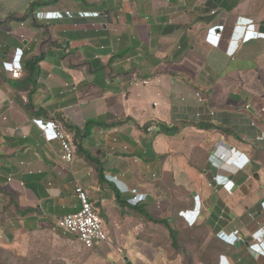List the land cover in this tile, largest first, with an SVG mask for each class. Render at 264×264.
Wrapping results in <instances>:
<instances>
[{"label":"crops","instance_id":"0c3cea01","mask_svg":"<svg viewBox=\"0 0 264 264\" xmlns=\"http://www.w3.org/2000/svg\"><path fill=\"white\" fill-rule=\"evenodd\" d=\"M238 20L264 34V0H0V221L9 242L59 231L57 220L79 208V185L111 219L106 253L96 255L101 244L85 250L92 261L183 264L171 229L177 240L205 234L213 253L197 264H264V38L229 57ZM221 24L215 47L210 30ZM14 61L20 78L5 68ZM134 76L151 82L136 87ZM33 120L56 121L80 143L72 165ZM240 154L246 167L220 171ZM224 175L225 187L214 180ZM133 191L144 197L139 212L120 216L116 198L129 202ZM191 210L199 216L188 227L179 213Z\"/></svg>","mask_w":264,"mask_h":264},{"label":"built area","instance_id":"2783aa9c","mask_svg":"<svg viewBox=\"0 0 264 264\" xmlns=\"http://www.w3.org/2000/svg\"><path fill=\"white\" fill-rule=\"evenodd\" d=\"M68 15V13H66ZM237 24L234 26V30H243L245 33V38L241 42H246L251 39H260L264 38V34L252 30V23L247 21L238 20ZM240 23V24H239ZM223 25H216L211 28V37L212 43L217 47L218 42L221 37V31ZM216 30L218 32L216 33ZM241 42L237 45L230 40L226 54L229 57H233L240 46ZM6 70L14 77L20 78L21 76V67L16 61L12 63L5 64ZM151 78H139L134 76L132 83L136 87H146L150 84ZM194 97L198 102H202L203 98L199 92L194 93ZM33 123L38 127L42 132L44 139L47 142L57 141L60 145V160L66 165H72L76 159V147L74 143L70 140L64 128L56 121L43 122L41 120H33ZM152 126L147 128V131H151ZM249 160L244 154H240L238 158L233 161L235 165L239 168H244L247 166ZM217 178L220 180L224 179L222 177H216L214 180L217 181ZM223 187L226 185L222 184ZM74 193L79 202V208L76 212L67 214L57 220L56 226L57 229L63 235L74 236L78 242L82 245L84 249L91 250L101 243H109V237L104 229L103 221L100 216V213L91 201L88 194L80 187L79 185L75 186ZM199 198L197 195L194 196V199ZM144 201L142 195H138L135 191L132 192V197L129 200V203L132 206H136L139 203ZM262 208L264 209V199L261 203ZM194 210L180 212L179 215L183 218L188 227H193L196 224V220L199 216V211L194 215ZM250 249L257 251L258 248L255 245L250 246Z\"/></svg>","mask_w":264,"mask_h":264},{"label":"rangeland","instance_id":"374dc122","mask_svg":"<svg viewBox=\"0 0 264 264\" xmlns=\"http://www.w3.org/2000/svg\"><path fill=\"white\" fill-rule=\"evenodd\" d=\"M260 78V82L264 84V74ZM116 203L120 216L125 214L123 211L132 212L133 215H135V212H139L127 200L123 201V199L116 198ZM110 221V215L109 219L104 216V229L105 224L108 225ZM3 224L1 220L0 264H103L100 261H92L85 251L87 249H84L74 236L63 235L60 231L56 230L51 234L40 235L22 233L9 242L11 238L8 232L9 229ZM205 237V234L201 231L195 234V236H179L177 240L179 248L174 249L181 254L183 264H197L199 260L203 262L210 260H207L206 256L209 253H213V250L206 248V246L210 247L211 243L204 245V241H206ZM168 240H171V236H168ZM105 244L107 243H101L97 248V256L101 257L106 253ZM108 249L110 251L113 250L112 247ZM75 254H80L83 258L81 262L76 258ZM89 255L92 256L91 253ZM128 263L132 264L131 260Z\"/></svg>","mask_w":264,"mask_h":264},{"label":"clouds","instance_id":"9594fccd","mask_svg":"<svg viewBox=\"0 0 264 264\" xmlns=\"http://www.w3.org/2000/svg\"><path fill=\"white\" fill-rule=\"evenodd\" d=\"M245 38V33L243 30H234L231 36V41L233 43H236L237 45ZM229 160H226L224 165L220 168L221 172L227 173L228 175L232 176L236 172L242 170L243 168H239L237 165L233 163V166L228 165L227 163ZM217 177H222L225 181L224 185H227L229 182H231L230 178L227 176H217Z\"/></svg>","mask_w":264,"mask_h":264},{"label":"trees","instance_id":"16d2710c","mask_svg":"<svg viewBox=\"0 0 264 264\" xmlns=\"http://www.w3.org/2000/svg\"><path fill=\"white\" fill-rule=\"evenodd\" d=\"M160 131H162L163 133H166V134H174L176 132V128L174 127H168L164 124H160ZM74 146L76 147V154L80 153L81 154V147H80V143L79 142H74ZM85 157L88 158L90 161H93L92 158H90L88 155L85 154ZM134 208H137V205L136 206H133ZM150 220L154 221L152 218H149ZM160 223H163L166 227H168V224H165L164 221H160ZM170 236H171V240H172V247L173 248H179L178 244H177V235H176V232L172 231L170 229ZM206 248H210V250H213L214 248L212 246H207ZM183 251V249H182ZM212 254V253H209V255Z\"/></svg>","mask_w":264,"mask_h":264},{"label":"water","instance_id":"95a60500","mask_svg":"<svg viewBox=\"0 0 264 264\" xmlns=\"http://www.w3.org/2000/svg\"><path fill=\"white\" fill-rule=\"evenodd\" d=\"M127 264H130V263H127Z\"/></svg>","mask_w":264,"mask_h":264}]
</instances>
